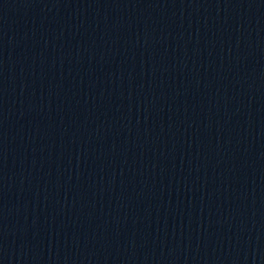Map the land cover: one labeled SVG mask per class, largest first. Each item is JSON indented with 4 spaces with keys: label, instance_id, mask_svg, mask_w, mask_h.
<instances>
[{
    "label": "water",
    "instance_id": "1",
    "mask_svg": "<svg viewBox=\"0 0 264 264\" xmlns=\"http://www.w3.org/2000/svg\"><path fill=\"white\" fill-rule=\"evenodd\" d=\"M0 264H264V0H0Z\"/></svg>",
    "mask_w": 264,
    "mask_h": 264
}]
</instances>
